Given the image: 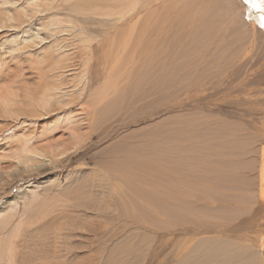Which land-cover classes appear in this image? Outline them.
<instances>
[{"label":"bare ground","instance_id":"bare-ground-1","mask_svg":"<svg viewBox=\"0 0 264 264\" xmlns=\"http://www.w3.org/2000/svg\"><path fill=\"white\" fill-rule=\"evenodd\" d=\"M86 1L94 2V0H48L43 5L29 2L27 7L20 4L22 0H3L0 3V32L6 28H16L19 29L18 32L24 31L25 25H30L39 15L46 11L53 12V14L57 13L56 9L64 4L71 6L72 12L74 11L76 15L82 13L83 15L100 17L98 24L102 26V33L99 36L101 39L98 46L104 48L101 40L109 39L107 46H110L108 49L114 54L112 63L113 70L116 72L111 73L112 76L109 77L111 80H107L104 88L100 89L99 92L89 93V102L94 110L92 115L84 112L85 120L80 123L81 127L87 126L86 129L96 127L95 123L98 116L95 107L98 108L100 114L99 111L102 109L100 107L104 100H107V103L103 104L106 108H116L115 105L119 103H112L111 105L110 101L116 99L115 102H117L118 97L121 100L123 95L119 96L116 92L122 87L123 82L125 84L128 81L125 86L128 87V91L124 96L130 95L129 99L133 102L138 100L154 104L161 100L164 102L169 99H177L180 93H191L193 90H190L191 87L201 85V82L207 80L211 75L214 77H211L210 85L216 88H226L228 81L236 74L246 75L250 71L256 72L264 63V27H262L264 25V11L261 10L264 6L260 0H98V4H93L89 8L84 5ZM87 10L90 12H85ZM53 18L51 24L59 22V26L49 30L54 34L56 40L45 48V50L53 53L51 54L53 60L49 66L50 71H48L50 76H45L49 81L45 84L40 96L36 97L37 99H33L31 96L20 99L8 93L0 97V113L15 119L16 123H19L21 116H25V120L34 119L39 110L47 115L52 107L69 106V101L75 94L82 96V82L80 80L75 82L72 76L68 75L69 72H75L71 70L73 66H69L68 62L75 60L76 54L74 53L80 47L74 43L71 44V47L76 49L73 54L63 50L64 48L67 49L66 45H69L66 43L67 39L63 38V34L69 35L71 28L65 26L64 20ZM105 26L107 28H103ZM27 33L25 31L22 34ZM71 34L76 36L78 34L81 42L86 44L85 47L81 46L82 49L91 51L90 44L95 39L87 30L75 29ZM15 35L19 36V34ZM34 37L39 41L37 45L46 44L47 40L50 39L48 36L41 37L39 33ZM132 40L136 41L132 46L134 48L132 52L139 54L142 51L143 55L142 65L136 72V77L133 76L135 78L130 76L132 70L129 65L135 67L133 64L136 56H131L127 62V54H129L128 50ZM143 43L146 49H142ZM3 48L6 47L3 46ZM30 49H32L31 46L18 44L17 38H15L12 46L7 47L3 53L8 52L6 57L3 59L0 57V72L7 68V63H9L7 60L10 59H20L19 64L25 65L27 63L28 66L36 63L40 69L46 71V62L43 61L45 56L43 57L38 53L31 55L29 54ZM87 63L88 61L84 67L87 66ZM85 71L83 70V72ZM113 87L118 88L116 92ZM199 87L196 89H200L201 92L207 90V86L206 88L204 86ZM171 89L173 91L169 92ZM114 95L116 96L114 99L108 100ZM262 106L264 110V104ZM184 107L186 109V106ZM252 118L258 119L264 125V114L259 118L251 116L250 119ZM60 119L58 120L59 124L63 122L73 132V134L69 133L74 140V143L71 144L73 147L66 148V146L57 145L46 152L42 148L33 147L35 146L34 143L26 145L22 148L21 155L17 160V165L22 166V168L16 166L13 169L15 171L11 169L8 172L0 171L1 183L8 175L11 180L17 175L21 176L33 172L44 164H54L60 156L64 157L71 151L80 149L79 146L83 140L81 141L76 135L77 127H79L78 122L66 117ZM94 121L96 122L94 123ZM202 124L204 126L203 121ZM179 125L180 123L175 124V127ZM191 125L193 126V124ZM221 126H217L212 131L213 127L209 125L208 128L210 127V129L206 138L210 135V131H212L211 136L216 135L218 137L212 142L208 138L201 143H198L199 140L196 141V134L194 138V134L189 129L186 130L181 126L174 127L173 131L177 134L175 146H172L174 142L169 137L156 141L148 140L145 149L137 151V156L133 158L135 162L144 160L151 165L149 167L152 172H159V176L161 175L162 190L160 193L158 192L159 197L150 195L151 192H148L150 190L148 187L145 191V197L142 198L154 197L156 199L157 197L162 201V213L165 218L166 229L170 230L174 224H178L179 226L190 225V228L199 231L200 239L195 236L182 243L185 254L180 253L182 256L176 261L177 264H264L263 250H257L252 243L251 245L250 243L244 245L238 241L225 238L231 222H235L240 216L242 218L243 215L248 216V221L245 220L244 222L247 230H256L258 235L261 233L259 230L263 226V219L259 222L256 217L259 216L260 208L264 207V130L259 132L258 129L257 131L249 129L250 131H248L246 128L239 129L234 125ZM221 128L222 131H220ZM220 139L223 140L220 141ZM188 142L190 143L188 144ZM199 144L203 147H200ZM128 162L133 161L129 160ZM127 164L126 172L121 171L118 175L114 172L116 175H108L103 179L106 182L115 181L116 184H113V190L111 188L109 195L111 197L113 194L116 199V211H123V215L129 217L135 213H131L134 210L131 209L133 196L131 194L132 189L129 188L128 184L135 187L142 186L147 184L144 181L148 182V179L144 178V184H142V179L139 178L140 176L136 171L139 177L134 178L137 175H133L135 173L133 169L137 164L131 168ZM18 168L19 170H17ZM153 173H147L151 178H149L150 182H154L153 178L157 177ZM83 178L84 175L74 174L68 185L58 182L50 183L47 186L50 188L39 193V195L32 192L33 201L23 211L18 205L19 200L17 198L12 203L9 202L5 209L0 208V264H24L23 261H19L17 252L20 247L19 233L21 234V230L32 227L37 215H44V209L53 213L60 207L61 198L65 197L66 201V198L74 195L70 198L71 200L79 199L80 196H75V194L80 191ZM149 186L151 187V185ZM35 190L36 188L32 191ZM112 191H115V194ZM139 195L141 194L139 193ZM22 196V201L26 203L28 198L25 193ZM200 203L208 204V206L199 205ZM78 204H73V206ZM149 205L143 206V213L151 210ZM66 208L67 205L63 206V209ZM157 210L160 211V209ZM64 211H60V213ZM104 211L101 210V213H105ZM134 212L137 210L135 209ZM150 213L151 211H149ZM39 219L40 217L37 220ZM205 227L206 231L201 232L200 229ZM52 236L54 238L50 243L47 241L46 246L53 250L54 248L58 249V245H61L63 249L69 248L68 240L63 243L67 245L65 247L61 241L57 242V238L62 237L61 233L57 235L54 232ZM44 243L42 241V244ZM77 246L76 244L75 247ZM63 249L58 251L56 257L52 258L48 264L62 263L63 259H66L75 250H68L69 253H64L61 256L65 251ZM33 257L29 259L33 260ZM41 262H44V259L38 260L36 264Z\"/></svg>","mask_w":264,"mask_h":264},{"label":"rangeland","instance_id":"rangeland-1","mask_svg":"<svg viewBox=\"0 0 264 264\" xmlns=\"http://www.w3.org/2000/svg\"><path fill=\"white\" fill-rule=\"evenodd\" d=\"M47 1L48 0H22L20 4H24V7H27L29 2L43 5ZM260 1L264 6V0ZM2 2L3 0H0V3ZM93 4H98V0H94V2L86 1L84 5L86 8H89ZM263 8L264 7L261 9L262 11H264ZM56 11L57 13L54 14L53 12L46 11L39 15L30 25H25L24 31L18 32L19 29L6 28V30L0 32L1 59L6 57L8 52L5 54L3 53L7 50V47L12 46V42L17 38L18 44L32 47V49L29 50V54L37 55L38 53L43 57L45 56L43 61L46 62L45 66L47 68L46 71L42 70L36 63L29 66L27 63L25 65L19 64L20 59L7 60V62L9 61V63H7V68L0 72V97L10 93V95L15 98L25 99L31 96L33 99H37L42 93L45 84L49 81L45 76H50V72L48 71H50L49 66L53 60L51 59V54L53 53H50L49 50H45V48L56 40L54 34L49 30L59 26V22H53L51 24V21L54 19L53 17H55V20H64L65 26L71 28L69 30V35L71 36L63 34V38H66V43L69 44L66 45L67 49L64 48L63 50L69 54H73L76 49L74 50L71 44L74 43L80 47V49L74 53L76 54L75 60L68 62L69 66H73L71 70L76 73L69 72L68 75L72 76L75 82L78 80L82 82V96L75 94L71 98L72 100L69 101V106L52 107V110L49 111L47 115H45V112L38 109L37 117L34 119L25 120L26 117L21 116L19 118V123H16L17 121L15 119H11L8 116L6 117L3 113H0V171L8 172L10 169L13 170L18 166V157L21 155L22 148L26 145L34 143L35 146L33 147L42 148V150L46 152H48L51 147L57 145L66 146V148L70 146L73 147L71 144L74 143V140L72 139V135H70L73 134V132L63 122L60 121L61 123L59 124L58 120L60 118L66 117L69 120H76L79 127H77V134H75L83 141L79 146L80 149L71 151L64 157L60 156V158L56 159L57 161L54 164H44L33 172L22 174L21 176L17 175V177L11 180L9 175L6 176L5 180H3L2 183L0 182V208L2 210L5 209L9 202L12 203L14 199L17 198L19 200L18 205L23 211L25 207L33 201V193L39 195V193L50 188L47 187L50 183L53 184L58 182L68 185L74 174L84 175V178L81 180L82 185L79 189L80 191L75 194V196H80L79 199L71 200L70 198L74 196L71 195L70 198H66V201L65 197H63V203V198H61V202L59 203L60 207L53 213H49V211L43 208L44 210H42L45 216L37 215V219L38 217H40V219L34 220L35 223L32 227L21 230V234L19 233L20 247L17 251L18 259L19 261H23L24 264H36L38 260L44 259V262L39 264H48L52 258L56 257V253L63 249L61 245H58V249L54 248V250L46 246L47 241L50 243L54 238L52 234L56 232L57 235L59 233L62 234L61 238L58 237L60 238L59 240L57 238V242L61 241L63 244L68 240L67 242L70 245L68 246L69 248L63 249L65 251L61 256H63L64 253H69L68 250L75 249L73 253L68 255L70 258L67 256L66 259H63L62 263L58 262L56 264H177L178 262L176 261H178V258L185 254L182 243L195 236L198 237L197 239H200L201 236L198 235L199 231L190 228V225L179 226L178 224H174L172 228L170 225V230L166 229V222H164L165 218L162 213V201L157 198L159 197L158 194L161 192L160 190H162L161 175L159 176V172L153 171L157 177L153 178L154 182H150V176H148L147 173H153L150 168L151 165L144 160L135 162L133 158L137 156V151L145 149L148 140L156 141L161 140V138L169 137L173 139L174 143L172 146H175V136H177V134L173 129L175 124L179 123V126L184 127L186 130L189 129L191 133L194 134V138L196 134V141L199 140L198 143L208 138L210 142L215 140L218 136H211V134L219 125L220 127H222L221 125H234L236 128L239 127V129L246 128L248 131L251 129L254 131L258 129L259 132L260 130H264V125L258 119H250L251 116L259 118L264 114L262 106V104H264V63L260 67L261 69L259 68L256 72L250 71L246 75L242 73L236 74L229 80L230 82L228 81V87L226 86V88H216L210 85L212 81L211 77H214V75H211L207 80L205 79L201 82V85L191 87L190 90L193 89L191 93H180L177 99H169L164 102L161 100L154 104L140 102L138 100L137 102H133L129 99V97H131L130 95L124 96L128 91V87H125L128 81H126L125 84L123 82L121 84L122 87L119 88L117 92L116 90L118 88L113 87L119 96L123 95L121 100H119L118 97L117 102H115L116 99H114V97H116L117 94L108 99H114L110 101L111 105L112 103H119L115 105L116 108H106L104 105L107 103V100H104V105L102 104L100 107L102 109H99L100 114L98 113V108L95 107L97 111L96 115L98 116L97 122L94 121V123L96 122V127L86 129L87 126L84 125L81 127L80 123L82 120H85L84 112L91 114L94 110L91 107L92 104L89 102V93L99 92L100 89L104 88L105 82L111 80L109 77L116 72V70H113L112 63L114 61L112 57L114 54L108 49V47H110L109 45L107 46L109 39L101 40L104 44V48L98 46L101 39L99 36L102 33V26L98 24V19H100V17H97V15H83L82 13L81 15H76L74 11L72 12V8L68 4L61 5ZM85 12L90 11L87 10ZM103 28L107 27L105 26ZM75 29L87 30L93 36L95 40L90 44L91 51L88 52L82 49L81 46L85 47L86 44L81 42L78 34L77 36L71 34ZM25 31L28 33L23 35L22 33ZM38 33L41 37L48 36L50 38L47 40L46 44L37 45L39 41L35 39L34 36ZM15 34H19V36ZM180 36H178V38H181ZM131 43L130 49L128 50L129 54H127V62L131 59V56H136L133 64L135 67H132L131 64L129 65L132 70L130 71L132 73V75L130 73V76L135 78L137 75L136 72H138L139 67L142 65L143 55L142 51H140L139 54L132 52L134 49L132 46L136 41L132 40ZM3 46L6 48H3ZM142 46V49H146L144 43ZM87 61V66L84 67ZM83 70L86 71L83 72ZM199 86H204V88L207 86V90L201 92L199 91L200 89H196L200 88ZM91 87L92 90H90ZM209 87L210 89H208ZM76 91L78 90L76 89ZM172 91V89L169 90V92ZM68 94L70 95V93ZM184 106H186V109ZM107 117L109 118L107 119ZM202 121L204 122V126ZM206 122L213 127L208 138H206V135L210 127L208 128L209 125L205 124ZM191 124H193V126ZM248 124L249 126H247ZM220 131H222V128ZM222 140L223 139H220V141ZM189 143L190 142H188V144ZM199 145L203 147V145ZM199 150L201 149L199 148ZM129 160L133 162L129 163ZM126 164L129 165L130 168L137 164L133 172L136 171L140 177L135 172L133 175L136 174L137 176L134 178L139 177L142 179V184H144V182L147 183L146 185L137 187L128 184L129 188L132 189L131 194L133 196L131 209L134 210H131V213H135V215H129V217L123 215V211H116V199L113 197V194L111 197L109 195L111 188L113 190V184H116L115 181L106 182V180H104L108 175H118L121 171L126 172L128 168ZM19 168H22V166ZM19 168L17 170H19ZM114 172H116V174ZM144 178H147L148 182L144 181ZM149 185H151V187ZM148 187L150 189L148 192H151L150 195L152 196H157L156 199H154V197H150V199L142 198L143 196L145 197V191H147ZM34 188H36V190L32 191ZM29 191H31V193H29ZM20 192L22 193L20 194ZM113 192L115 194V191H112V193ZM24 193L28 198L26 203L22 201V195H24ZM139 193L141 195H139ZM65 204L67 208L63 209V206H66ZM73 204L78 205L73 206ZM144 205L151 206V210H147L148 214L147 212L143 213ZM199 205L208 206V204L205 203H200ZM156 208L160 209V211ZM135 209L137 212H134ZM263 209L264 207L260 208V218L259 216L256 217L259 222L263 219V226L259 230L261 235H258L256 230H247L248 228H246L247 226L244 222L245 220L246 222L248 221V216L243 215L242 218L240 216V220L237 219L235 222H231L233 225L230 224L225 238L235 240L236 242L238 241V243L240 242L244 245L249 243L251 245L252 243L257 250L264 251V244L261 243H264ZM101 210H105V213H101ZM60 211L64 212L60 213ZM149 211H151L150 214ZM243 217L244 220L242 221ZM44 227L46 228L43 230ZM200 231L205 232L206 227L201 228ZM22 237H24V239H22ZM42 241L45 242V245L42 244ZM76 244L78 245L77 247H75ZM260 244H262L261 247ZM65 246L67 245H64V247ZM28 254L34 256L33 260H30L32 256H28Z\"/></svg>","mask_w":264,"mask_h":264},{"label":"snow or ice","instance_id":"snow-or-ice-1","mask_svg":"<svg viewBox=\"0 0 264 264\" xmlns=\"http://www.w3.org/2000/svg\"><path fill=\"white\" fill-rule=\"evenodd\" d=\"M254 6H256V5H254ZM262 27H264V25H262Z\"/></svg>","mask_w":264,"mask_h":264}]
</instances>
